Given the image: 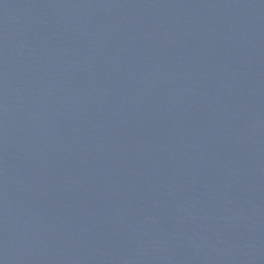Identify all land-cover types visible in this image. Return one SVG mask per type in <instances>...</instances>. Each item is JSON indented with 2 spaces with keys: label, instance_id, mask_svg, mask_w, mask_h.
<instances>
[{
  "label": "water",
  "instance_id": "obj_1",
  "mask_svg": "<svg viewBox=\"0 0 264 264\" xmlns=\"http://www.w3.org/2000/svg\"><path fill=\"white\" fill-rule=\"evenodd\" d=\"M0 264H264V0H0Z\"/></svg>",
  "mask_w": 264,
  "mask_h": 264
}]
</instances>
